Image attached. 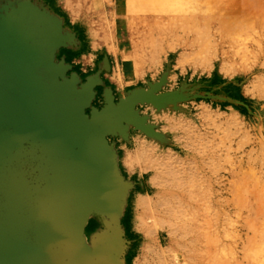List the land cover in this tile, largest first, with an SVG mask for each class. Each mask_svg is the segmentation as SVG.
Returning a JSON list of instances; mask_svg holds the SVG:
<instances>
[{"label": "rangeland", "instance_id": "1", "mask_svg": "<svg viewBox=\"0 0 264 264\" xmlns=\"http://www.w3.org/2000/svg\"><path fill=\"white\" fill-rule=\"evenodd\" d=\"M23 2L59 18L76 36L75 48L117 53L124 39L125 58L144 72L129 91L165 78L160 94L212 96L139 106L160 139L132 130L123 149L110 140L131 186L121 213L130 212L134 238L117 224L123 263L132 257L131 264H264V0H0V6ZM140 4L168 13L142 39ZM122 77L117 72L113 81L124 85ZM90 221L97 229L86 230L91 245L106 220Z\"/></svg>", "mask_w": 264, "mask_h": 264}, {"label": "water", "instance_id": "2", "mask_svg": "<svg viewBox=\"0 0 264 264\" xmlns=\"http://www.w3.org/2000/svg\"><path fill=\"white\" fill-rule=\"evenodd\" d=\"M77 43L59 18L29 2L0 6V264H124L117 224L126 198L114 222L111 210L89 215L115 204L119 183L131 188L110 140L129 141L132 130L160 139L139 106L212 98L160 94L164 78L118 100L107 89L96 108L100 74L82 83L57 58ZM93 216L106 229L90 245Z\"/></svg>", "mask_w": 264, "mask_h": 264}, {"label": "crops", "instance_id": "3", "mask_svg": "<svg viewBox=\"0 0 264 264\" xmlns=\"http://www.w3.org/2000/svg\"><path fill=\"white\" fill-rule=\"evenodd\" d=\"M124 42V39H119L117 53H115L114 51H110L109 49H106V53H95L94 49L88 48L84 50L83 47H74L67 50L62 49L59 52L60 54L61 51H63L61 59L64 58L65 61L67 54L68 58L70 57L69 53L74 54L72 61H66V63L71 64L73 66V71H75L76 73H79L86 78L89 77L86 76V74H90L92 72L93 75L97 73L100 74L102 82L95 89L97 96L93 104L96 108H102L104 104L103 96L107 89H111L117 99L118 97H122L123 93L129 91L131 87L137 86L142 82L140 78H136L134 76V69L131 61L125 58L126 47L124 45ZM117 72L122 73L124 85H121L117 81H113V78L117 76ZM113 140H115V144L118 145L119 149H123L124 144L122 139L118 138Z\"/></svg>", "mask_w": 264, "mask_h": 264}, {"label": "bare ground", "instance_id": "4", "mask_svg": "<svg viewBox=\"0 0 264 264\" xmlns=\"http://www.w3.org/2000/svg\"><path fill=\"white\" fill-rule=\"evenodd\" d=\"M138 11L142 12L143 10L145 11L144 15H141V17L139 19H137V24L139 25V30H137V34L139 35L138 39H142L145 35L150 34V33H154L155 30H159V27L164 23V21H166V18L168 16L167 11H165L164 9H155V8H148L145 9L143 7L138 6ZM101 10V9H100ZM99 10V11H100ZM110 10V9H109ZM113 10V9H112ZM160 10V11H159ZM107 15V14H106ZM99 17V16H98ZM92 18V17H91ZM95 18V17H94ZM93 18V19H94ZM88 21V20H87ZM88 24V23H87ZM90 32V31H89ZM137 37V36H136ZM130 38V37H129ZM134 45H136L137 41H135V35L134 37L132 36ZM91 43V42H90ZM139 43V42H138ZM137 43V44H138ZM92 49V48H91ZM137 50V49H136ZM138 51V50H137ZM134 54V53H133ZM137 53L135 52V55ZM84 59V58H83ZM120 59V58H119ZM134 76L136 78H141L144 74V72L138 71L134 68ZM120 76V75H119ZM123 78V77H122ZM120 78V79H122ZM123 80V79H122ZM121 81V80H120ZM119 82V81H118ZM128 188L125 187L124 185H122L121 183L118 184V188L116 189V195H115V204L111 206V208H102L98 205H96L91 213L89 212V215L93 214L94 212H103L106 211V213L108 211H112L113 215L110 217V220L112 222L115 221L116 215L120 212L121 207H122V202L123 200H125L126 196H127V192ZM92 238V237H91Z\"/></svg>", "mask_w": 264, "mask_h": 264}, {"label": "trees", "instance_id": "5", "mask_svg": "<svg viewBox=\"0 0 264 264\" xmlns=\"http://www.w3.org/2000/svg\"><path fill=\"white\" fill-rule=\"evenodd\" d=\"M66 52V51H65ZM68 53V52H67ZM70 54V57L68 58V62H71L72 61V59H73V57H74V54L73 53H69ZM243 109H241V111H242ZM130 221H131V215H130V212L129 211H127L126 213H125V216H124V218H123V220H122V223H123V225H124V227H125V229H126V232H127V236L130 238V239H133L134 238V235H133V233L131 232V229H130ZM93 221H90L89 222V225H88V227H87V232H94V231H96L97 229H95V228H93L92 226H91V223H92ZM91 226V227H90ZM97 228H98V226H97ZM131 262H132V257H129L128 258V264H131Z\"/></svg>", "mask_w": 264, "mask_h": 264}, {"label": "flooded vegetation", "instance_id": "6", "mask_svg": "<svg viewBox=\"0 0 264 264\" xmlns=\"http://www.w3.org/2000/svg\"><path fill=\"white\" fill-rule=\"evenodd\" d=\"M61 54V55H60ZM59 55H58V59L60 60L61 59V57H62V54H63V51H61V53H60ZM66 61H68V54L66 55Z\"/></svg>", "mask_w": 264, "mask_h": 264}]
</instances>
